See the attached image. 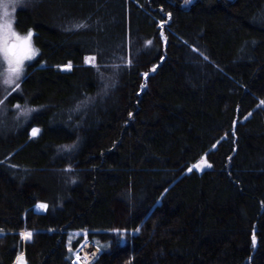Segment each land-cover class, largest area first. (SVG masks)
<instances>
[{"label":"trees","instance_id":"obj_1","mask_svg":"<svg viewBox=\"0 0 264 264\" xmlns=\"http://www.w3.org/2000/svg\"><path fill=\"white\" fill-rule=\"evenodd\" d=\"M13 13L39 57L0 116V264H73L87 241L94 264H264V0Z\"/></svg>","mask_w":264,"mask_h":264},{"label":"snow or ice","instance_id":"obj_2","mask_svg":"<svg viewBox=\"0 0 264 264\" xmlns=\"http://www.w3.org/2000/svg\"><path fill=\"white\" fill-rule=\"evenodd\" d=\"M192 2L193 0H185L186 5L191 4ZM12 6L15 8V3H13ZM8 15L9 14L5 11L3 13V17H0V61H2L4 65V71L3 73H0V75L3 76V83L8 87H12L13 91H15L19 88V81L24 73V62L34 59L35 56L39 54V49H35L33 47V36L35 35L33 30L29 29L27 33L22 36L16 32L14 28V19H4V17H7ZM168 17L169 19L171 18V13H168ZM75 27L80 28L84 27V25L77 24ZM161 27H163V23L161 24ZM147 43L151 44V41H148ZM94 61L95 57H86L85 59L86 63H92L93 66H95L93 63ZM128 63L130 64L131 61L129 60ZM66 67L70 69L71 64H68ZM151 71L155 72L156 67H153ZM144 75L145 77L147 76L146 73ZM2 103L3 101L0 100V104ZM14 107L19 111V115H23L25 117L35 111H38L37 109L29 108L27 106L21 107L19 104H16ZM38 131V129H33L32 135L36 136ZM208 166L210 167L211 165ZM189 171H191V169H189ZM40 207L47 209L46 204H41ZM124 231L126 232V230ZM116 232L118 234L117 243L119 244L122 242L123 233L121 230H116ZM21 235L25 240H30L33 234L31 232H26ZM253 242L255 243V237H253ZM96 247L98 250L101 248L98 243ZM69 251H72L70 246ZM95 258V253H93L91 258L86 256L82 260L81 256L77 252L75 259L73 260V264H91V260ZM18 264H22V261L18 262Z\"/></svg>","mask_w":264,"mask_h":264},{"label":"rangeland","instance_id":"obj_3","mask_svg":"<svg viewBox=\"0 0 264 264\" xmlns=\"http://www.w3.org/2000/svg\"><path fill=\"white\" fill-rule=\"evenodd\" d=\"M194 1V0H193ZM16 2V0H0V17H3V13L6 11L9 15L7 16V17H4V19H9V20H13L14 18H13V16H14V13H13V3H15ZM189 5V4H188ZM14 28H15V26H14ZM16 30V29H15ZM17 32V31H16ZM23 36V35H22ZM33 47L36 49V47L34 46V44H33ZM38 57H39V54L38 55H36L35 56V58L34 59H32V60H29V61H25L24 62V73H23V75L21 76V79H20V81H19V88H20V85H21V82L23 81V79H24V77L26 76V72H27V69H28V67L30 66V65H32L34 62H36V60L38 59ZM0 63H1V65H2V71H1V73H3V71H4V65H3V63H2V61H0ZM1 69V68H0ZM62 70H65V71H69L70 69L69 68H67V67H63V68H61ZM0 87H1V97H2V99H4L3 100V103L2 104H0L1 105V108H2V110L4 111H2V112H0V116L2 117L3 115L4 116H6L5 114H7L8 113V108L5 106V104H6V100H8V98L11 96V95H13L14 93H16L18 90H19V88L18 89H16L15 91H13V89H12V87H8V86H6L4 83H3V76L1 75V83H0ZM14 87V86H13ZM3 105V106H2ZM4 107V108H3ZM11 111H13L14 113H15V118L16 119H19V121L20 120H22V119H24L25 118V116H23V115H19V111L17 110V109H13V110H11ZM39 132V131H38ZM209 165V163L207 162V160H206V158L204 157V158H202L197 164H195V165H193V167H191V171L190 172H192V171H198V172H200V173H202V172H204V171H206V170H209L211 167H209L208 166ZM27 231H24V232H22V233H26ZM69 246L71 247V244H72V241H74L76 238H79V237H86V233H84V232H72V233H70L69 234ZM25 240V239H24ZM25 241H28V240H25ZM86 247V248H85ZM87 247H88V250H87ZM86 249V250H85ZM91 249V251H89ZM83 250H84V254L85 255H87V256H89V258H91L92 257V255H93V253H95V259H92L91 260V264H94L98 259H99V257H100V255H101V253H102V251H101V249H97V247L93 244V243H91V242H89V241H87L83 246H82V248H80L79 250H77V251H73V253H72V255H73V260L75 259V256H76V254H77V252L79 253V255L81 254V252H83ZM87 251H89V252H87ZM92 252V253H91ZM91 254V255H90ZM22 261V264H27L26 263V261H25V259H24V255H20L19 257H18V259H17V262H16V264H18V262H21Z\"/></svg>","mask_w":264,"mask_h":264},{"label":"bare ground","instance_id":"obj_4","mask_svg":"<svg viewBox=\"0 0 264 264\" xmlns=\"http://www.w3.org/2000/svg\"><path fill=\"white\" fill-rule=\"evenodd\" d=\"M85 248H86V247H85ZM85 250H86V249H85ZM87 250H88V247H87ZM89 251H91V249H90ZM89 251H87V252H89ZM91 253H92V252H91ZM90 255H91V254H90ZM80 256H81L82 260L87 256V255L84 254V250H83V252H81ZM87 257L89 258V256H87Z\"/></svg>","mask_w":264,"mask_h":264}]
</instances>
